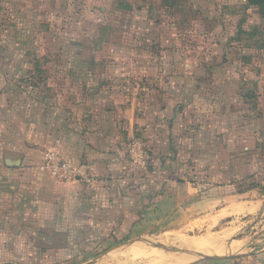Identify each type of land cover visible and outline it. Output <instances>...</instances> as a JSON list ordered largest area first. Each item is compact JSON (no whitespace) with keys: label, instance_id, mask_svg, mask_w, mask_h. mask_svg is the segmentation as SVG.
Returning a JSON list of instances; mask_svg holds the SVG:
<instances>
[{"label":"rangeland","instance_id":"374dc122","mask_svg":"<svg viewBox=\"0 0 264 264\" xmlns=\"http://www.w3.org/2000/svg\"><path fill=\"white\" fill-rule=\"evenodd\" d=\"M101 24H106L105 30L98 29ZM145 26L151 27L148 32ZM172 36L181 57L192 58L196 74V80L181 81L182 87L195 90L197 110L210 115L205 118L213 126L208 150L200 146V155L205 151L215 155L205 163L208 169L201 171L198 159L188 158L189 150L197 148L180 143L187 153L181 157L185 162L164 183L165 191L177 181L190 182L199 194L206 192L203 197L212 195L218 203L222 197L240 199L238 194L247 192L245 188L254 180L260 185L246 198L264 200V12L249 6L247 0H0V123H21L27 132L40 112L64 110L71 104L81 110L89 73L106 76L103 88L111 90L108 76L119 65L123 73L137 71L143 76L137 79L139 86L134 80L114 83L124 101L129 99L125 96L129 89L138 88L132 101L165 100L161 112L169 117L178 104L168 92L159 98L161 83L156 79L146 83L144 74L145 57L156 58L161 52L168 58L177 55L168 45L162 49L157 43L173 42ZM145 83L154 95L145 96ZM184 96L185 101L190 99L189 92ZM185 124L184 118H177L171 134L186 136L191 130ZM143 153L141 161H145ZM225 156L230 157L228 170L222 160ZM218 182L229 185L227 194H209ZM180 196V216H170L171 221L167 217L165 223L140 226L134 233L124 231L117 239L104 234L97 240H76L70 247L56 249L55 257H37L35 263L21 256L0 263L99 264L129 251L149 249L185 257V264H264V210L240 209L234 215L230 209L231 217L218 221L216 210L200 213L186 208V190ZM178 236L189 242H211L188 251L175 245Z\"/></svg>","mask_w":264,"mask_h":264},{"label":"crops","instance_id":"0c3cea01","mask_svg":"<svg viewBox=\"0 0 264 264\" xmlns=\"http://www.w3.org/2000/svg\"><path fill=\"white\" fill-rule=\"evenodd\" d=\"M150 28L145 26V31ZM98 29L105 30L106 24ZM172 39L173 42L157 43L162 49L168 45L177 55L168 58L161 52L156 58L145 57L144 74L146 83L149 79L161 83L159 98L163 99L168 92L178 104L169 117L161 112L165 109V100L146 104L132 101L131 95L138 94V88L131 92L129 89L125 94L129 99L124 101L114 83L137 82V79L143 80V76L137 71L123 73L119 65L108 76L113 83L111 90L103 88L106 76L89 73L81 110L71 104L64 110L60 107L40 112L27 132L21 123L15 126L0 123V261L21 256L35 263L37 257H55L56 249L62 250L76 240L78 243L97 240L104 234L117 239L124 231L134 233L140 226L145 229L148 224L165 223L167 217L180 216L183 190L189 196L186 208L200 213L207 208L209 213H212L210 208L216 210L218 221L231 217L230 209L234 215L240 209L248 213L264 210V200L246 198L253 189L238 194L240 199L234 201L222 197L217 208H214L215 203L218 204L215 197L208 194L203 197L206 192L199 194L198 188L190 182L177 181L174 188L165 191L164 183L185 162L181 157L187 153L180 143L197 148V151L189 150L188 158L198 159L201 171L208 169L205 163L212 162L215 155L209 151L200 155V146L208 150L213 126L207 122L210 118H205L210 115L199 114L195 90L182 87L181 81L196 80V74L192 71V58L181 57L179 43L173 36ZM146 83L142 87L145 96L154 95L146 88ZM187 92L190 99L185 101ZM72 93L73 90L69 95ZM181 106L183 110L179 111ZM180 117L186 120L185 127L191 131L175 138L170 130ZM197 120L205 122L197 124ZM141 150L145 161L139 159ZM47 152L58 154L75 173L60 180L42 171ZM6 160L18 164L9 166ZM222 160L228 170L230 157ZM216 184V188L208 190L209 194L223 195L229 187L220 182ZM167 209L171 211L167 213ZM126 224L129 226L124 228ZM144 229L140 228L141 233H145Z\"/></svg>","mask_w":264,"mask_h":264},{"label":"bare ground","instance_id":"6f19581e","mask_svg":"<svg viewBox=\"0 0 264 264\" xmlns=\"http://www.w3.org/2000/svg\"><path fill=\"white\" fill-rule=\"evenodd\" d=\"M175 238H176L174 240L175 245L178 244L180 246H183V248H185L186 250L197 249L198 247L205 246L211 242V239H206V240L202 239V240H196V241L191 240L189 242L187 240L182 239L180 236L175 237ZM170 246L172 245L170 244ZM173 254L174 253H171V254L163 253L160 251H154V250H149V249L133 250L127 253L116 255L115 257L108 259V261H105L104 263H99V264H185L188 262V260L185 257L176 256Z\"/></svg>","mask_w":264,"mask_h":264},{"label":"built area","instance_id":"2783aa9c","mask_svg":"<svg viewBox=\"0 0 264 264\" xmlns=\"http://www.w3.org/2000/svg\"><path fill=\"white\" fill-rule=\"evenodd\" d=\"M41 170L60 180L67 179L75 173L69 163L54 152L44 154Z\"/></svg>","mask_w":264,"mask_h":264},{"label":"trees","instance_id":"16d2710c","mask_svg":"<svg viewBox=\"0 0 264 264\" xmlns=\"http://www.w3.org/2000/svg\"><path fill=\"white\" fill-rule=\"evenodd\" d=\"M248 5L253 7V8H258L259 10L264 12V0H247ZM260 184L255 183L254 180L251 181L245 190H251L254 189L256 186H259Z\"/></svg>","mask_w":264,"mask_h":264},{"label":"water","instance_id":"95a60500","mask_svg":"<svg viewBox=\"0 0 264 264\" xmlns=\"http://www.w3.org/2000/svg\"><path fill=\"white\" fill-rule=\"evenodd\" d=\"M6 163H7V165H9V166H11V165H17V164H18V162L12 163V162H10L9 160H6ZM159 248H161V247H159ZM164 249L167 250L166 248H164Z\"/></svg>","mask_w":264,"mask_h":264}]
</instances>
